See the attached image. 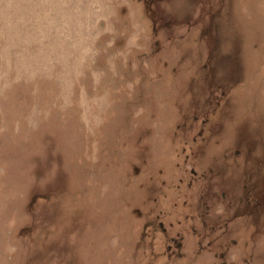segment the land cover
<instances>
[{
    "label": "rangeland",
    "instance_id": "rangeland-1",
    "mask_svg": "<svg viewBox=\"0 0 264 264\" xmlns=\"http://www.w3.org/2000/svg\"><path fill=\"white\" fill-rule=\"evenodd\" d=\"M263 177L264 0H0V264H264Z\"/></svg>",
    "mask_w": 264,
    "mask_h": 264
},
{
    "label": "flooded vegetation",
    "instance_id": "flooded-vegetation-1",
    "mask_svg": "<svg viewBox=\"0 0 264 264\" xmlns=\"http://www.w3.org/2000/svg\"><path fill=\"white\" fill-rule=\"evenodd\" d=\"M199 133L202 135V132H199ZM204 135L205 136H203L201 139H205V141H206L207 140V137H209V135H211V133L210 134H206L205 133ZM192 140L195 142V143L194 142L193 143H194V145L196 147L199 146L198 145V142H199V139L198 138L193 137ZM195 146H194V149L190 148L186 152L187 153L186 154L187 155L186 157L189 158L190 161H192L194 163H195V161H193V158L194 157H198V155L195 153L197 151L196 148H195ZM204 150L205 149L199 148L198 151H199V153H201ZM237 151L239 152V150H237ZM189 155H190V157H189ZM216 158H217V154H216V156L212 157V159H211V162L209 164V166L211 167V169L215 165L214 163L216 162ZM185 161H186V159H185ZM198 161H199V159H198ZM200 162H201V159H200ZM245 162L246 161L243 162L242 166H245L246 169H247V166L244 164ZM202 163H205V162H201V164ZM190 169L192 171L191 173H198V170H197V167L196 166H192ZM260 169L262 170V168H260ZM247 170H245V171L247 172ZM204 175L206 177V174H204ZM222 179H225V177L222 176L220 178V180H218V181L221 182ZM258 179H253L254 184H256L258 182ZM195 180L196 179L193 178V177L189 178L190 184L193 183ZM240 193L241 192L239 190H236L233 194H240ZM242 193H243V191H242ZM207 194H209V195H207ZM243 194H244V196H243L242 199H244V197H245L246 200L248 201V199L251 196H248V195L245 196V191H244ZM221 195H222V197L221 196L219 197V195L217 196V192L216 191H210V189H207L206 190V193H203V192L200 193V195L197 198V200H194L193 201V206H192L191 203H189V200L187 199L186 195H184V197L186 199V203H188V207L186 209H188V211L193 210L192 215H189V218L187 220H191V218H192L191 216L194 217L195 214H197V217H198L196 219V221H198V219H199V226H196V224L193 223V222L189 223V230H190L191 233L194 232L195 234H198V237L199 238L202 237V236H204V235H207L208 233L212 235V233L216 230V228L222 227V226H224L225 223H228V219L227 218H224V216H223V215L226 214L223 211L224 208L223 207L222 208L220 207L221 204H223V201L225 200V198L227 196V192L226 191H223ZM215 196H217V197H215ZM254 197H256V196H254ZM231 199H235V198H232L231 197ZM235 201H236L235 203H238L237 200H235ZM240 202H241V204H239V206L235 209V212L233 213V215L235 216V215H239L238 212H242V214L240 215V217H237L236 216L235 219H233V220H237V224L234 227V230L236 232L235 234H236V237L237 238H232V239H233V241L235 243L237 242V246H239V248L240 247L241 248H244L245 245L250 244L251 242L253 244V240H254V237H255V233L257 232L256 230H260V229L259 228L256 229V225H255L256 224V217H255V214H253L254 207H252L251 209H248V207H251V205L249 204V202L244 203V201H241V200H240ZM211 205H213V207L215 208V211L212 213V215L214 216V218H212L208 214V211H209V208L211 207ZM252 205H255V204H252ZM189 206H191V208H189ZM194 210H198L199 215H198V213H195L194 214ZM187 220H185V221H187ZM180 222H181V220H179V222H178L179 223V226L176 228L177 230L176 231H171L172 233H175L179 229H181L180 227H181L182 223H180ZM220 222H222V223H220ZM171 223H173V222H171ZM159 224H160V226H162V231L165 232V233H167V230H169V229L166 226H164V223H163L162 220L160 221ZM184 226L185 227H188V224H187V226L186 225H184ZM196 227L199 229L198 232H195V230L197 229ZM227 232H228V229L225 228L221 232V234H219V235H226ZM171 236H172V240H173V243L175 245V248H177V250H173L171 253L177 254L178 257H183L184 256V253L181 250H178V248L179 249L182 248L183 241L182 240H179V238L175 237L174 235H171ZM222 237H224V236H222ZM250 239H251V242H249ZM210 241L212 242V240H210ZM221 241L222 242L223 241H226L227 242L228 240H226L224 238L223 239L221 238ZM172 246H173V244H170L168 246V248L171 249ZM194 247H196V245H194ZM239 248H237V249L239 250ZM221 255H224V253H221ZM221 258H224V256L221 257ZM243 261L246 262L247 264H252V262H251V260L249 258L243 259ZM220 264H225V260H221Z\"/></svg>",
    "mask_w": 264,
    "mask_h": 264
},
{
    "label": "crops",
    "instance_id": "crops-1",
    "mask_svg": "<svg viewBox=\"0 0 264 264\" xmlns=\"http://www.w3.org/2000/svg\"><path fill=\"white\" fill-rule=\"evenodd\" d=\"M264 236V235H263Z\"/></svg>",
    "mask_w": 264,
    "mask_h": 264
}]
</instances>
